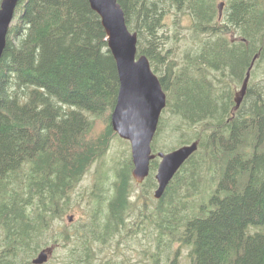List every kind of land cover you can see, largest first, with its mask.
<instances>
[{
	"label": "trees",
	"instance_id": "1",
	"mask_svg": "<svg viewBox=\"0 0 264 264\" xmlns=\"http://www.w3.org/2000/svg\"><path fill=\"white\" fill-rule=\"evenodd\" d=\"M119 3L129 30L138 35V55L148 57L157 75L166 63L159 33L167 15L180 19L188 8L194 39L201 42L184 64L167 63L159 79L167 94L165 111L178 118L173 132L201 125L208 137L194 138L199 150L153 216L169 225L166 207L188 209L202 192L204 164L213 161L219 184L201 213L184 222L181 242L190 248L191 264H264V92L252 87L264 60V0H227L222 19L213 0ZM17 11L0 61V264H31L51 243L67 245V258L75 264H91L92 241L106 242L129 225L133 161L119 170L112 198L104 203L107 197L99 192L102 200L93 203L89 220L70 228L57 223L71 208L72 191L117 136L111 126L120 91L117 64L89 0H20ZM233 30L238 36L228 38ZM253 62L237 110L235 97ZM106 115V126L95 134V117ZM164 126L161 117L154 154ZM187 138L181 145L194 143ZM166 148L172 152L176 145ZM158 166L157 158L145 181L149 193L158 187Z\"/></svg>",
	"mask_w": 264,
	"mask_h": 264
},
{
	"label": "rangeland",
	"instance_id": "2",
	"mask_svg": "<svg viewBox=\"0 0 264 264\" xmlns=\"http://www.w3.org/2000/svg\"><path fill=\"white\" fill-rule=\"evenodd\" d=\"M0 0V5H1ZM215 7L218 9V5L222 2L227 4V0H213ZM226 8V7H225ZM225 8L223 10V17L225 14ZM18 11L16 12L17 17ZM221 18V19H222ZM16 22V18L14 22ZM164 26L160 31V38L162 37V51H167L165 59L166 63L161 62L159 64V74L164 73L167 68V63L172 65L170 61L178 64H184V60L187 59L188 53H194L199 47L200 41L195 40L193 36V20L188 12V8L184 11V15L179 19L176 18L174 12L165 17ZM225 23V19L221 24ZM234 34L227 35L228 38L235 39L238 35L233 30ZM147 45V41L145 42ZM173 66V65H172ZM255 76L252 81L253 91L262 90L264 92V60L258 64L254 72ZM213 75L219 76L217 72ZM237 87V89H239ZM221 99L224 100V92L218 93ZM166 110V109H165ZM164 110V111H165ZM172 110V108H171ZM223 110V108H222ZM163 111L162 117L165 124L163 133L158 139L159 148L158 153L171 152L166 150L167 145H176V149L185 146L181 145V141L192 138L189 143L194 141L196 137H208V133L203 131L201 125H198L194 129H190L189 132H173V128L178 123L174 119L172 111ZM95 129L94 133L98 134L107 124L108 116L103 118L95 117ZM174 134H173V133ZM179 141V144H176ZM195 142V141H194ZM200 142V141H199ZM207 147L201 151L206 155ZM174 151V150H173ZM132 160L131 144L116 136L111 141L110 148L106 155L94 163L84 176L81 183L72 191L71 199L72 205L68 212L64 215L63 220L59 219L57 225L63 226V228H70L74 226L78 221H87L92 217L95 212L93 203L97 199L99 192H104L107 199L112 198L115 192V186L118 181V172L122 167H125V162ZM160 163V159H158ZM215 162H206L203 166V172L205 178L203 179L202 192L198 197L191 198L188 202L189 208L178 207L177 209L166 207L169 211V219L172 220L168 225L167 222L161 220L163 217L153 216V211L158 208V201L154 197L155 191L149 193L146 190V183L139 185L132 177L131 181V209L127 212V227L123 226L118 228L114 233L113 238L106 242L95 241L91 243V249L95 252L92 256L91 264H191L190 248L182 244V237L184 231V222L189 217L197 216L201 213V204L206 203L210 198L211 192L217 188L221 176H219ZM215 167V168H214ZM133 170V169H132ZM158 170V169H157ZM157 171L155 172L156 176ZM183 195H178L183 200ZM165 208V207H164ZM194 209V211L192 210ZM108 208L105 205L104 212H107ZM126 213V214H127ZM150 213L152 216H150ZM72 216L74 221L69 222L68 217ZM181 220L179 227V221ZM160 225V227L158 226ZM165 225H168L164 227ZM172 226V227H171ZM62 245V244H60ZM54 248L55 251L46 264H75L73 259H68V246H57L51 243L46 248ZM45 249V248H44ZM38 255V254H37ZM37 255L31 260L37 257ZM21 264H28L21 261ZM30 264V263H29Z\"/></svg>",
	"mask_w": 264,
	"mask_h": 264
},
{
	"label": "water",
	"instance_id": "3",
	"mask_svg": "<svg viewBox=\"0 0 264 264\" xmlns=\"http://www.w3.org/2000/svg\"><path fill=\"white\" fill-rule=\"evenodd\" d=\"M20 0H2L0 5V61L7 46L9 30L16 17ZM92 9L101 17L108 37L109 49L116 61L120 78L118 101L111 114L113 131L131 144L132 177L143 184L151 172V162L160 158L155 176L158 187L154 197L163 198L167 188L186 162L199 150L195 141L172 152L153 154L152 143L157 134L160 119L167 107V94L159 77L154 73L146 55H138V35L132 33L126 23L125 12L119 0H89ZM225 3L218 5L219 18L223 17ZM257 59V57L254 59ZM249 69L241 90L236 94V109H240L247 94L252 70ZM73 222L72 216L68 217ZM54 248L41 251L33 264H46Z\"/></svg>",
	"mask_w": 264,
	"mask_h": 264
},
{
	"label": "bare ground",
	"instance_id": "4",
	"mask_svg": "<svg viewBox=\"0 0 264 264\" xmlns=\"http://www.w3.org/2000/svg\"><path fill=\"white\" fill-rule=\"evenodd\" d=\"M16 18V17H15ZM225 42V41H224ZM220 45V44H219ZM153 161H155V160H153ZM188 162V161H187Z\"/></svg>",
	"mask_w": 264,
	"mask_h": 264
},
{
	"label": "flooded vegetation",
	"instance_id": "5",
	"mask_svg": "<svg viewBox=\"0 0 264 264\" xmlns=\"http://www.w3.org/2000/svg\"><path fill=\"white\" fill-rule=\"evenodd\" d=\"M233 111H235V110H232L231 113H232Z\"/></svg>",
	"mask_w": 264,
	"mask_h": 264
}]
</instances>
